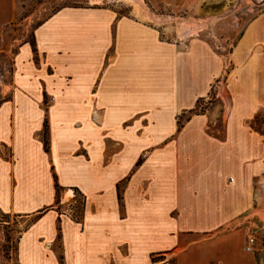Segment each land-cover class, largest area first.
Instances as JSON below:
<instances>
[{
  "label": "crops",
  "instance_id": "1",
  "mask_svg": "<svg viewBox=\"0 0 264 264\" xmlns=\"http://www.w3.org/2000/svg\"><path fill=\"white\" fill-rule=\"evenodd\" d=\"M19 2L0 0V62ZM33 37L37 54L20 43L0 93V213L23 226L15 264H264V249H244L247 228L264 237V12L226 59L200 35L107 6L62 7ZM224 74L223 137L212 113L179 131ZM75 190L82 223L65 209Z\"/></svg>",
  "mask_w": 264,
  "mask_h": 264
},
{
  "label": "rangeland",
  "instance_id": "2",
  "mask_svg": "<svg viewBox=\"0 0 264 264\" xmlns=\"http://www.w3.org/2000/svg\"><path fill=\"white\" fill-rule=\"evenodd\" d=\"M137 3L136 5L131 0H21L17 21L5 31L9 44L13 46L10 53L4 55L0 62V93L2 85L10 82L13 71L12 59L20 43L25 40L31 41L34 29L52 13L65 6L112 7L121 15H137L141 19L167 28L170 36L200 35L207 39L217 53L225 59L229 57L248 23L264 12V0H138ZM231 68L232 65L228 62V71ZM220 81L219 85H215L210 97L201 103L200 110L212 113L215 122L212 130L222 138L225 126L221 118L224 111L221 107L223 106L221 96L225 99L228 97L224 91L227 75L224 74ZM219 89H222L220 91L224 95ZM227 108L229 109V106ZM251 123H249V128L252 129ZM256 128L264 131L263 111ZM262 182L264 183V180ZM81 204L82 197L76 193L73 204L69 207L65 206V209L70 212L72 218L81 220ZM22 228L23 226H20L16 217L0 213V248L4 264H15L17 242ZM261 239L263 248L264 237ZM167 258L169 264H177L176 258L172 256L152 257L153 263L150 264H159Z\"/></svg>",
  "mask_w": 264,
  "mask_h": 264
},
{
  "label": "trees",
  "instance_id": "3",
  "mask_svg": "<svg viewBox=\"0 0 264 264\" xmlns=\"http://www.w3.org/2000/svg\"><path fill=\"white\" fill-rule=\"evenodd\" d=\"M32 47H33V50L35 52V54H37V50H36V46H35V42H34V37L33 39L30 41ZM212 93V92H211ZM211 93L209 94V97L211 95ZM208 97V98H209ZM206 99H200L198 102H197V105L195 107V109L193 110H190L188 112H185L183 113L179 118H178V127H179V131H181L185 125L191 120V118L194 116V115H203L205 114V112H202L200 110V106H201V103L203 101H205ZM1 102V101H0ZM259 116L260 114L256 117V120L254 122V124H258V119H259ZM42 139H43V142H44V148H45V151L46 153H50L51 151V148H50V137H49V123H48V120L46 119L45 120V124H44V133H43V136H42ZM141 164V161L138 162L137 166H140ZM56 190H57V195L60 194V186L58 185V183L56 184ZM75 192L77 194H79L81 197H82V204H81V211H80V219L81 220H77L76 218H73V220L77 223H82L83 221V216H84V208H85V202H86V199L85 197L81 194V192H79L78 190H75ZM122 196L119 194V200L122 201Z\"/></svg>",
  "mask_w": 264,
  "mask_h": 264
},
{
  "label": "built area",
  "instance_id": "4",
  "mask_svg": "<svg viewBox=\"0 0 264 264\" xmlns=\"http://www.w3.org/2000/svg\"><path fill=\"white\" fill-rule=\"evenodd\" d=\"M261 236L251 228H247L246 240H245V251L251 254L261 253L264 249Z\"/></svg>",
  "mask_w": 264,
  "mask_h": 264
},
{
  "label": "bare ground",
  "instance_id": "5",
  "mask_svg": "<svg viewBox=\"0 0 264 264\" xmlns=\"http://www.w3.org/2000/svg\"><path fill=\"white\" fill-rule=\"evenodd\" d=\"M134 4H138L137 2H138V0H131Z\"/></svg>",
  "mask_w": 264,
  "mask_h": 264
}]
</instances>
